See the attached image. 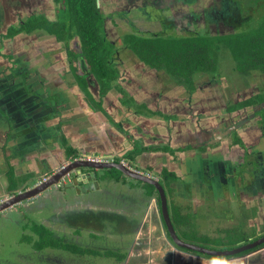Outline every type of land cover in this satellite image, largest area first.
I'll use <instances>...</instances> for the list:
<instances>
[{"label": "flooded vegetation", "instance_id": "obj_1", "mask_svg": "<svg viewBox=\"0 0 264 264\" xmlns=\"http://www.w3.org/2000/svg\"><path fill=\"white\" fill-rule=\"evenodd\" d=\"M78 5L76 0L71 6L69 0H0L2 179L10 156L21 169L25 160V168L35 165L34 179L43 176L38 160L49 155L50 165H59L69 148L75 153L68 161L114 156L113 147L106 149L109 154L102 149L89 154L90 147L81 153L77 138L63 135L62 126L93 120L129 130L136 145L162 153L149 158L153 168L144 167L146 153L138 167L130 162L164 186L182 240L180 230L191 234L204 228L210 233L206 240L219 242L216 250L264 238V0H95L98 32L108 47L101 57L116 74L110 86L90 67L75 21V12H83ZM244 39L258 46L237 57L236 42ZM155 40L182 49L199 44L209 55L184 57L179 50L170 62L165 57L154 62L144 56L141 43ZM198 61L203 67L194 69L187 83L184 66ZM154 200L162 217L160 200ZM234 232L245 236L228 245L225 237ZM166 239L171 242L167 234ZM174 247L210 264L216 259ZM263 252L264 244L217 259L244 261L258 254L262 259ZM78 259L72 264H86ZM112 260L99 264H116Z\"/></svg>", "mask_w": 264, "mask_h": 264}, {"label": "crops", "instance_id": "obj_2", "mask_svg": "<svg viewBox=\"0 0 264 264\" xmlns=\"http://www.w3.org/2000/svg\"><path fill=\"white\" fill-rule=\"evenodd\" d=\"M66 105V102L63 103L62 108L65 109ZM84 113L86 114V112ZM68 116L69 113L66 117ZM118 117L122 120L121 116ZM70 123L72 124V122ZM71 124H68L70 125L68 128L66 125L62 126L63 135H67V139L77 138L78 143L75 148H79L81 153L86 149L88 150L87 147H90V149L94 147L87 144L86 140L104 143L102 148H100L102 150L112 149L113 147L115 149L113 152L117 156L107 155L104 156L105 158L115 157V159L121 158L125 160L127 151L132 148L128 149L125 137L121 138L122 127L116 126L113 128L109 124L98 126L93 120L89 121V123H81L74 126ZM130 128L132 129V126ZM45 141L42 140L44 144H47ZM67 143L69 145L73 144L70 141H67ZM98 146L96 145L94 149H91L89 154L97 153ZM6 153L7 151L3 155V158H7ZM17 153L24 157L21 150ZM105 153L108 152L105 151ZM157 154L162 155V153L156 152L146 154L149 156L147 157L146 164L144 163L145 160L142 158V155L138 158L136 164L139 163L141 165L144 163V167L153 168V165L149 162V158L151 159V155L154 156ZM44 159H47L49 167L51 168L43 170L42 177L60 165H50L51 157L49 155L38 160V164L43 165L42 161ZM11 160H13V156H10L9 163H7V167L10 166L8 167V174L13 171L12 174L14 173V175L12 177H14V180L17 179V183L33 176L32 173L35 165H31V167L28 165L25 168L29 160L23 162V169H21L19 164L14 165ZM83 174L86 178L80 180V178L76 177L78 182L76 185L69 184L65 187L49 188L45 193L37 196L35 199L25 203L23 202L21 205L19 204L1 213L0 226L2 228L5 229L6 223L18 226L24 217L25 223L23 225L28 223V230L34 224L44 226L50 230L53 233L54 240L60 241L57 246L60 249L50 247L44 251H37L33 248V243H26L31 248L28 250V254H22V251L15 249L13 255L17 256L16 261H13L14 259H11L9 256H2L0 264H42V252L48 253L46 257L50 258V263L55 262L58 264L78 262L80 260L78 259L79 256L81 257L82 263L84 262L86 264H99L102 260L111 262L114 261L112 260L114 258H110L111 260H109L105 254L107 252H120L126 254L127 261H124V264H129L132 262L131 259H133L131 257L132 251L136 254V256L134 255L136 257L134 258L135 263L152 264L151 257L157 253L155 249L160 246L159 243L163 246L161 257L167 259L166 264H210L203 258L180 252L171 246L166 239L165 228L156 201L154 198H146L142 193L147 188L139 186L138 184L136 185V182L126 180L122 176L115 177L106 172L102 173V179L99 182L95 180L93 172H85ZM3 175L4 173H0V196L6 194L7 190L5 188L7 186V180L6 178L2 179ZM37 180L33 179V183ZM132 187L140 188L141 194L134 195ZM4 190L5 192H3ZM177 194H183V190L182 192H177ZM18 214L22 215V217L15 216ZM1 227L0 231L2 230ZM25 231L24 227H22V234L25 235ZM60 231L62 232L60 233ZM30 236L34 241L36 240L35 235L31 233ZM89 246L94 248L91 251H101L100 253L103 255H90L87 253L90 250ZM79 247L82 248L80 249ZM72 248L75 251H72ZM78 249L83 251L81 252L82 254L76 252ZM244 261L242 258L235 259L233 260V264H243ZM115 263L119 264L116 260ZM212 263L214 264L216 262L212 261ZM253 263L264 264V260Z\"/></svg>", "mask_w": 264, "mask_h": 264}, {"label": "trees", "instance_id": "obj_3", "mask_svg": "<svg viewBox=\"0 0 264 264\" xmlns=\"http://www.w3.org/2000/svg\"><path fill=\"white\" fill-rule=\"evenodd\" d=\"M74 1L69 0V5L71 6ZM76 1L79 4L77 6L78 9H82L83 12H75V21H76V24L79 26V28H82V29H80L81 30L80 35L82 38L84 51H85L86 56L90 62V67H91L92 71L98 76L99 81L101 83L104 84V82H106L110 86V84L112 83L111 82L112 79H110V78H114L115 72L112 73L111 70L107 69L106 64H105V60L103 57H101L104 46H103V43L100 39L101 38L100 32H98V26H97L98 16H97V12H96L95 0H76ZM76 14H78V16H76ZM256 39L258 41H263V39L261 37H257ZM250 40L251 39H244V40H240L238 43L236 42V45L234 48L235 50L234 49L233 50L235 51V55L237 57L242 55V54L247 55L248 52L252 53L253 50L254 51L256 50V47L258 46L257 41L256 42L254 41L252 43V45H250V44H248V42ZM188 42L190 43V41H188ZM185 43H187V41H185ZM141 44H142V48H143L144 53L147 54L144 56L151 57V59L154 62L159 61L162 57L167 58V60L170 62L171 60L176 59L178 55H180L179 50H181V53L184 57L194 58L195 56H200V55H196L195 52H197L199 54H204L205 51H206L207 55H209V51H207V48L203 47L202 45L194 44V43L193 44H186L185 48H183V49H182V47H180L178 45V43L163 42L161 40L145 41V42H142ZM188 52L190 53V55H188ZM207 55H205L206 56L205 60H208ZM201 57H203V56H201ZM200 63H201V61L194 62L193 64H185V66H184V70L186 71L185 72L186 73L185 81L187 83H190V80H191L190 77H191L193 70L198 68V67H203V62L201 64ZM168 67L169 68H171V67L175 68L176 66L169 65ZM145 150L146 151H149V150L155 151L154 148L141 149V151H145ZM67 151H68V153H67L68 155H71V153H75V152H73L72 148H69ZM68 155H67V157H68ZM126 156L128 157L129 161H133L135 158L134 156H137V154L133 155L132 152H129L126 154ZM69 157H71V156H69ZM116 161L119 162L118 159H116ZM111 171H116V170H111ZM107 172L110 173L109 171H107ZM110 174H112V173H110ZM7 176L9 179V190L12 191L15 188H17L16 181L13 179L11 173H9ZM149 188L151 191L153 190L152 187L149 186ZM31 231L36 236V240L34 241L32 238H30L31 236H28V237L26 236V237H23V238H26L23 240V242H25L27 244L33 243V248L37 251H43V250L50 248V247L57 248L58 243H60V241L54 240L53 233L44 226L34 224V226L30 229V232ZM79 248L81 249L82 247H79ZM87 253H89L90 255H95V256H97V255L102 256L103 255L100 252H95V251H91V250H88ZM105 255L107 257L114 258L118 263L124 262L126 260V254L120 253V252H107V254H105Z\"/></svg>", "mask_w": 264, "mask_h": 264}, {"label": "water", "instance_id": "obj_4", "mask_svg": "<svg viewBox=\"0 0 264 264\" xmlns=\"http://www.w3.org/2000/svg\"><path fill=\"white\" fill-rule=\"evenodd\" d=\"M121 131L124 132L122 133L121 138L125 137V140L129 141L130 146L132 147V144H135V143L132 140L131 135L125 129H121ZM86 143L94 146L92 149H94L96 145L102 144V143H98L97 141L92 142L91 140H86ZM129 152H133V147L127 151V153ZM139 157L140 156L138 157L136 156L132 162L136 164V162L134 161L136 160L138 161ZM66 162H68L67 156L65 158V162L64 161L63 163L61 162L60 165L55 168V169H58L57 173L51 176L47 182L39 186H35L31 189L24 190L23 192H20V193L17 192L16 195L12 197L10 200H7L1 203L0 204V214L3 213L4 211L11 209L14 206L19 205L22 202L35 199L37 196L45 193L49 188L56 187V185L60 183V181L66 175L77 177L80 174L82 175V178L85 179L86 177L84 176L83 173L93 172L95 180L99 182L100 179H102L101 178L102 173L104 172L107 173V171L116 170L119 173H121L122 178L125 177L127 180L136 182V184H138L139 186L147 188L146 190L142 192L146 198H149V199L156 198V197L159 198L160 205H161L162 223L165 228L166 234L171 239L170 244L172 243L174 246L178 248H181V249L193 252V253H198L200 255L211 256L215 258L234 257L236 255H239L246 251H250L257 246L264 244V238H262L252 244H246L244 246L236 247L234 249L212 250V249L204 248L202 246L194 245L193 243H190V242H186L182 240L176 233L174 225L171 221V215H170L169 207L167 204L166 191L164 189V186L158 181V179L151 177L146 172H141L139 170L132 169L129 166H127V164H124L122 162L105 163V162L89 161V160H74L70 162L69 164H67ZM42 163H43V166L45 167L44 170L50 169L47 159H44ZM32 174L33 176L29 178H25L24 180H21L20 183L19 182L17 183V179H15L17 188H15L16 190H12V191L9 190V179H8V176H6V180H7V190L6 191L11 193V192L22 190L25 187H27V185H31L33 183V179L35 178L36 173L33 172ZM149 186L153 188L152 191L150 190Z\"/></svg>", "mask_w": 264, "mask_h": 264}, {"label": "rangeland", "instance_id": "obj_5", "mask_svg": "<svg viewBox=\"0 0 264 264\" xmlns=\"http://www.w3.org/2000/svg\"><path fill=\"white\" fill-rule=\"evenodd\" d=\"M129 39V38H128ZM128 39H126V40H128ZM107 46H105V50H107ZM119 87V86H118ZM83 89V88H82ZM123 94L124 95H126V93H124L123 92ZM90 96V95H89ZM92 106H95V107H93L94 109H101L99 106H98V104H92ZM99 111H101V113L104 115V116H106L107 117V115H105L104 113H106L105 111H103V110H99ZM100 114V113H99ZM129 116H131L132 114L131 113H129L128 114ZM111 127H113V128H115L114 126H111ZM118 130H120V128H118ZM126 130V129H125ZM128 133H129V130H126ZM122 132V131H121ZM122 133H124V132H122ZM130 134V133H129ZM131 135V134H130ZM131 137H132V135H131ZM101 139H102V137H101ZM104 144L102 143V144H100L99 146H98V151H99V149L100 148H102V146H103ZM126 145H127V147H128V149L129 148H131V146H130V143H129V141H127L126 140ZM132 147H133V152H132V154L133 155H136L137 154V157L138 156H142V155H144L145 153L146 154H148V153H154L155 151H152V150H149V151H141V146H139V145H136V144H132ZM156 147V146H155ZM153 148V147H152ZM155 149V148H154ZM105 151H107L106 149H104ZM100 154H103L104 155V153H100ZM120 160L121 161H123L125 164H127V166H129L130 168H132V169H134V166L135 167H138V166H136V164H134V166H133V164H132V162H130V161H128V160H124V159H121L120 158ZM10 167V166H9ZM139 169H141L140 167L138 168V170ZM11 172V171H10ZM13 172V171H12ZM12 172H11V174H12ZM110 173H112V174H110V173H108V174H110V175H118L119 177H121L122 175H121V173H119L118 171H109ZM14 175V173L12 174V176ZM74 178H76V176H72V182H71V185L73 184V185H76V180H74ZM124 179H126L125 177H124ZM127 180V179H126ZM136 184V183H135ZM137 185V184H136ZM65 186H67V185H64V186H62V187H65ZM132 191L134 192V195H140L141 194V191H140V188L138 189V188H136V187H132ZM16 210H18V209H16ZM175 211V210H174ZM174 213V215L178 218V216H177V212L175 211V212H173ZM2 215L0 214V217H1ZM15 216H17V217H22V215H15ZM186 218H188V217H186ZM25 223V219H24V217H23V219H22V221H21V224L20 225H15V224H5V229L4 228H2L1 226V231H0V262L2 261V256H9L11 259H14L13 261H16V255H13V253L15 252V249L17 250H20V251H22L23 253L22 254H28V250H30L31 248L25 243V242H23L22 240H24V239H26V238H23V235L24 234H22V227H24V229L26 230L25 231V235H24V237H26V236H30L31 235V232H30V230H28L27 229V224L28 223H26V225H23ZM3 225V224H2ZM178 226H179V223H178ZM193 228H196V227H193ZM206 229H208V228H204V229H202L200 232H197V231H195L194 233H191V234H186V233H184V231L183 230H180V232L179 233H181V236H182V238L184 239V240H186L187 242H190V243H193L194 245H198V246H202V247H204V248H207V249H213V250H216V249H220L218 246H220V244H218L219 242L218 241H216V240H213V241H208V240H206L205 238L206 237H209L210 236V233L208 232V230H206ZM62 231H60V233H61ZM228 233V232H227ZM32 234L34 235V233L32 232ZM57 234H58V231H57ZM245 235H243V234H241V233H239V232H234L233 234H231V235H227L225 238H226V243L228 244V245H231V244H233V243H235V242H238V241H240V240H242L241 238H243ZM212 238H215V237H212ZM225 238H223V239H225ZM244 240V239H243ZM25 243V244H24ZM159 245L160 246H158V248H156L155 250H156V254H155V256H153V257H151V259H152V264H166V262H167V259H163L162 257H161V252H162V245L159 243ZM78 246H79V244H78ZM90 248V250H94V248L93 247H91V246H89ZM174 247V246H173ZM175 248V247H174ZM44 251V250H43ZM72 251H74V249L72 248ZM78 251H80V249H78L76 252H78ZM97 252H101V251H97ZM19 254H21L20 252H19ZM46 254H48L47 252H42V264H58V263H50V258L49 257H46ZM136 256V254L132 251V254H131V257L133 258V259H131V261L132 262H130L129 264H137V263H135L134 261H135V259L134 258H136L135 256ZM261 256L262 255H256V256H254V258H252V257H250V258H247L248 260L246 261H244V263L243 264H252L254 261H257V260H259L260 259V262H262L263 260H264V253H263V257H262V259H261ZM63 258V257H62ZM205 258V257H204ZM215 261H216V263H214V264H219L220 262H223L222 264H233V261H226L225 259H222V260H218L217 258L215 259Z\"/></svg>", "mask_w": 264, "mask_h": 264}, {"label": "built area", "instance_id": "obj_6", "mask_svg": "<svg viewBox=\"0 0 264 264\" xmlns=\"http://www.w3.org/2000/svg\"><path fill=\"white\" fill-rule=\"evenodd\" d=\"M74 160H89V161H99V162H105V163H112V162H118L116 161V159L114 157H99V156H83V157H80V158H77V159H70L68 162H66L67 164H69L70 162L74 161ZM119 162H122L124 163L123 161L119 160ZM125 164V163H124ZM58 169H54L52 170L51 172H49L46 176L38 179L35 183L29 185L28 187L22 189V190H19V191H15V192H11V193H8V194H5V195H2L0 196V204L7 201V200H10L12 197H14L16 195V193H20V192H23L24 190H28V189H31L35 186H39L45 182H47L49 180V178L53 175H55L57 173ZM77 178H80V180L82 179V175H78ZM77 181V179H76ZM71 183L72 182V176L70 175H66L61 181L60 183H58L56 185V187H62L64 185H66L67 183ZM23 203V202H22ZM20 203V205L22 204ZM15 207V206H14ZM13 208V207H12ZM11 208V209H12Z\"/></svg>", "mask_w": 264, "mask_h": 264}, {"label": "clouds", "instance_id": "obj_7", "mask_svg": "<svg viewBox=\"0 0 264 264\" xmlns=\"http://www.w3.org/2000/svg\"><path fill=\"white\" fill-rule=\"evenodd\" d=\"M28 186H29V185H28ZM28 186H27V187H28ZM25 188H26V187H25ZM7 193H9V192H6V194H7ZM2 195H5V194H2ZM2 195H1V196H2ZM25 202H27V201H25ZM25 202H24V203H25Z\"/></svg>", "mask_w": 264, "mask_h": 264}]
</instances>
